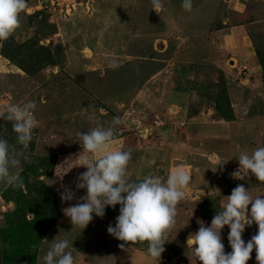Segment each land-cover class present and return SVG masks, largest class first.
<instances>
[{"label":"rangeland","instance_id":"rangeland-1","mask_svg":"<svg viewBox=\"0 0 264 264\" xmlns=\"http://www.w3.org/2000/svg\"><path fill=\"white\" fill-rule=\"evenodd\" d=\"M182 2L162 0L158 13L151 0H27L19 26L0 41V112L33 101L37 126L24 150L29 161L20 158L12 169L23 187L0 182V264H40L37 256L53 239L69 240L72 251L82 242L78 229L88 228L91 237L95 223L116 224L109 215L120 214L119 204L105 208V219L93 213L84 229L67 222L63 209L82 202L87 192L76 187L87 170L79 165L78 133L111 127L117 116L121 123L114 126L110 150H131L127 180L147 175L166 180L177 167L192 177L164 245L169 257L177 258L174 264H183L175 243L197 231L199 219L210 225L236 186H245L252 196L264 194V183L254 175L243 180L232 175L240 153L264 146V0H192L190 12ZM233 28L243 29L258 70L235 63L225 33ZM112 60L119 67L110 68ZM10 126L1 119L0 136L15 144L14 132L7 138ZM62 184L75 192L73 200L62 202ZM38 205L42 208L34 209ZM56 213L53 227L32 248L35 229L23 236L20 227ZM91 243H82L80 252L90 251ZM142 243L134 248H143ZM125 253L120 251V258ZM162 258L163 253L160 264Z\"/></svg>","mask_w":264,"mask_h":264},{"label":"clouds","instance_id":"clouds-1","mask_svg":"<svg viewBox=\"0 0 264 264\" xmlns=\"http://www.w3.org/2000/svg\"><path fill=\"white\" fill-rule=\"evenodd\" d=\"M152 9L160 13L162 0H151ZM182 7L192 10V0H183ZM27 8V0H0V41L7 40L19 26L20 14ZM110 68L119 67L115 60ZM36 105L33 101L23 104H9L0 119L12 122L16 134L15 144L0 136V182L20 188L23 179L18 168L21 159L29 161L25 151L33 140V130L37 126L34 115ZM121 123L120 117H114L113 126L102 125L90 128L86 133H78L82 151L78 158L80 166L86 171L78 176L77 189H86V195L80 197L82 202L63 209L64 214L75 226L86 228L93 219V213L99 217L105 215L107 206L120 205V214L115 226L109 225L108 233L124 242H148L147 253L152 258H160L165 251L164 245L170 241L167 233L176 224L177 205L185 199L184 189L192 177L183 168L171 170L166 180L147 175L130 182L126 179L127 165L131 159V150H110L115 136V125ZM17 145L22 148H17ZM87 153L99 154L91 159ZM239 168L232 175L243 180L248 175L264 183V146L257 147L251 153H240ZM64 176V175H63ZM63 176H59L61 181ZM60 193L62 202L75 198V192L62 184ZM227 202L222 204L212 218L211 224L198 220L199 228L188 234L187 249L193 250L202 264H247L255 249L257 264H264V194L252 196L248 188L236 186ZM249 205L251 209L249 211ZM256 224L258 231L246 243L242 234L247 226ZM228 226V241L232 251L225 252L222 242V229ZM70 241L53 239L48 250L37 256L40 264H75L74 256L69 250ZM124 248V244L120 245Z\"/></svg>","mask_w":264,"mask_h":264},{"label":"crops","instance_id":"crops-1","mask_svg":"<svg viewBox=\"0 0 264 264\" xmlns=\"http://www.w3.org/2000/svg\"><path fill=\"white\" fill-rule=\"evenodd\" d=\"M242 30H243L242 28L241 29L233 28L225 32L228 33L226 35L227 42H229L228 48L231 49L236 54V56L233 57L235 63L240 65V68L249 67V71L252 70L256 71L259 69V65L257 64L255 59L256 58L254 55L255 52L252 48L249 47L251 46V43L249 42L247 36L243 34L244 32L241 34ZM104 216L102 217V219H105ZM117 216L118 215H114V216L109 215V217L113 220H115ZM103 221L105 222H101V223L97 222L92 227H89V225L87 226L89 227L90 230L92 229L90 231L92 235L91 237L89 235L87 236L86 234L88 228L85 229L86 230L85 233H81L78 229L76 238L77 240L82 242L80 243V245L77 244L78 246L76 250H74V248L72 250V252L75 253L74 256L75 264L80 260L81 261L83 260L84 263L88 261L90 263L93 262L94 264H160V258H152L150 255H148L147 253L148 246L146 247L147 245L146 243H142L141 247L143 248L135 249L134 248L135 243L131 244L130 242H127L129 244H126L124 241L121 240L119 241L117 238L107 233L108 231L107 229L109 225L112 226L115 225L109 220L108 221L103 220ZM67 222L70 223L71 219H68ZM229 231H230L229 227H226V229H222L221 232V233L227 232L226 236L222 235V242L225 246L226 253L232 251L228 241ZM257 231H258V226L256 224L247 226L245 228L244 233L242 234V238L247 243L251 239V237L257 233ZM191 232L192 231L186 233V235L183 238V241L179 239L178 243L177 242L175 243L174 250L177 254V257L183 260L182 261L183 264H202V262H199L198 258L195 256L194 251L187 249L186 239L188 234ZM93 235H94V239H93ZM87 240H89L90 242H88ZM91 242H93V245H90V251L84 250L83 252H80V248L78 247L81 246L82 243L92 244ZM121 244H124V248L120 247ZM129 247L131 248V250H129ZM120 251L126 252L125 256H123L122 258H120ZM255 257H256V252L254 249L251 254V259H249L247 264H257ZM91 259H94L95 261Z\"/></svg>","mask_w":264,"mask_h":264},{"label":"trees","instance_id":"trees-1","mask_svg":"<svg viewBox=\"0 0 264 264\" xmlns=\"http://www.w3.org/2000/svg\"><path fill=\"white\" fill-rule=\"evenodd\" d=\"M38 12H39V10H35V11H33L30 14V16L36 15ZM40 46H41V48H44L46 50V55H48L51 58L49 60L51 62L53 60L52 54L45 47V45L40 44ZM52 62H54V60ZM262 67H263V87H264V62L262 63ZM220 114H221V117L226 118V119H229L232 116V113H220ZM7 124H8V122H7ZM12 133H13V129H12V126H10L9 132L7 133V138L8 139L12 135ZM22 176H25V174L22 173ZM39 188L43 189L44 186H40ZM15 201L17 202V200H15ZM35 202H37V199L35 200ZM41 208H42V205H38V206H35L34 209L37 210V209H41ZM13 214H15V213H13ZM47 214H49V213H47ZM57 215H58V213L54 214L49 219L45 217L43 220H41V222L38 219H34V220H32V222H26L25 221L24 224L21 227L17 223V225L15 224L16 225L15 229H17V227H20V233H22L23 236L30 233V232H28L29 229H31V228L35 229V232L33 233L34 237H35V240L31 244V246L33 248V243H35L38 246L40 238L47 232L48 229L53 227V225L55 224V222L57 221V218L59 216V215L58 216ZM25 225H27V227ZM145 243L148 244L147 241H145ZM18 264H35V263L34 262H29V263H18Z\"/></svg>","mask_w":264,"mask_h":264},{"label":"built area","instance_id":"built-area-1","mask_svg":"<svg viewBox=\"0 0 264 264\" xmlns=\"http://www.w3.org/2000/svg\"><path fill=\"white\" fill-rule=\"evenodd\" d=\"M202 220V219H199ZM205 222V221H204ZM197 228H199V223L197 222ZM177 262V258L176 257H169V254H167L165 251L163 252V258H162V264H174ZM180 263H182L180 261Z\"/></svg>","mask_w":264,"mask_h":264}]
</instances>
